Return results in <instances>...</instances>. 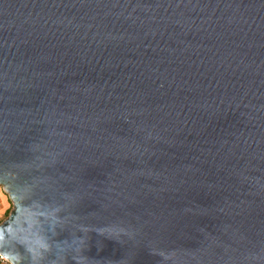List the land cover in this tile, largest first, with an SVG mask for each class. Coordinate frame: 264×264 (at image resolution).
<instances>
[{"label":"water","instance_id":"obj_1","mask_svg":"<svg viewBox=\"0 0 264 264\" xmlns=\"http://www.w3.org/2000/svg\"><path fill=\"white\" fill-rule=\"evenodd\" d=\"M8 264H264V0H0Z\"/></svg>","mask_w":264,"mask_h":264},{"label":"rangeland","instance_id":"obj_2","mask_svg":"<svg viewBox=\"0 0 264 264\" xmlns=\"http://www.w3.org/2000/svg\"><path fill=\"white\" fill-rule=\"evenodd\" d=\"M2 202H3V201H2ZM5 207H6V202H5V203H4V202L1 203V205H0V223H1L3 220L6 219V216H7L8 212H9V210L13 208V202L11 201V199H10L9 208L5 209ZM2 263H3V264H8V263L5 262V261H2Z\"/></svg>","mask_w":264,"mask_h":264},{"label":"crops","instance_id":"obj_3","mask_svg":"<svg viewBox=\"0 0 264 264\" xmlns=\"http://www.w3.org/2000/svg\"><path fill=\"white\" fill-rule=\"evenodd\" d=\"M5 203L6 202V207L5 209L9 208V204H10V198L9 196L7 195V193L4 191L3 187L0 186V205L1 203L3 202ZM0 264H3L1 261H0Z\"/></svg>","mask_w":264,"mask_h":264},{"label":"built area","instance_id":"obj_4","mask_svg":"<svg viewBox=\"0 0 264 264\" xmlns=\"http://www.w3.org/2000/svg\"><path fill=\"white\" fill-rule=\"evenodd\" d=\"M0 261H1V262H2V261H5V262H6L5 258H4L3 256H1V255H0Z\"/></svg>","mask_w":264,"mask_h":264},{"label":"trees","instance_id":"obj_5","mask_svg":"<svg viewBox=\"0 0 264 264\" xmlns=\"http://www.w3.org/2000/svg\"><path fill=\"white\" fill-rule=\"evenodd\" d=\"M11 210H12V209H10V210H9V212H8V214H7V216H6V218L9 216V214H10Z\"/></svg>","mask_w":264,"mask_h":264}]
</instances>
